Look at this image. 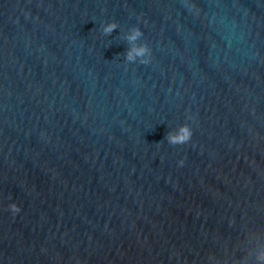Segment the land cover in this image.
Returning <instances> with one entry per match:
<instances>
[{"label":"water","instance_id":"obj_1","mask_svg":"<svg viewBox=\"0 0 264 264\" xmlns=\"http://www.w3.org/2000/svg\"><path fill=\"white\" fill-rule=\"evenodd\" d=\"M261 256L264 0H0V264Z\"/></svg>","mask_w":264,"mask_h":264},{"label":"clouds","instance_id":"obj_2","mask_svg":"<svg viewBox=\"0 0 264 264\" xmlns=\"http://www.w3.org/2000/svg\"><path fill=\"white\" fill-rule=\"evenodd\" d=\"M115 28L114 24H109L104 27L105 32H110ZM141 35L139 29H134L131 33V35L128 37L129 40H135ZM149 50L147 46H140V47H134L129 52L126 54V59L129 61L135 60L137 56L144 57L146 54H148ZM147 62L146 60H141V63ZM192 136V131L189 128L187 124H183L179 127L177 130L176 134H170L168 136V140L172 144H183L188 142L191 139ZM179 164H183V161H179ZM8 208L13 214L19 213L20 208L17 204L15 203H10L8 205ZM259 259L264 260V256L259 257Z\"/></svg>","mask_w":264,"mask_h":264}]
</instances>
